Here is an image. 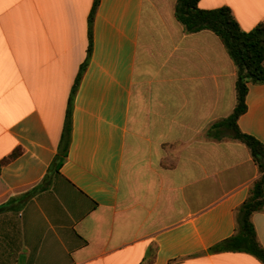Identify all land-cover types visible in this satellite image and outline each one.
Returning <instances> with one entry per match:
<instances>
[{
  "label": "crops",
  "instance_id": "crops-1",
  "mask_svg": "<svg viewBox=\"0 0 264 264\" xmlns=\"http://www.w3.org/2000/svg\"><path fill=\"white\" fill-rule=\"evenodd\" d=\"M177 1L0 0V264H263L212 251L264 174L208 136L234 112L237 68ZM198 6L264 24V0ZM246 106L238 126L264 144V84ZM252 221L264 247V208Z\"/></svg>",
  "mask_w": 264,
  "mask_h": 264
},
{
  "label": "trees",
  "instance_id": "trees-1",
  "mask_svg": "<svg viewBox=\"0 0 264 264\" xmlns=\"http://www.w3.org/2000/svg\"><path fill=\"white\" fill-rule=\"evenodd\" d=\"M201 0H178L175 13L178 22L188 34L210 31L220 37L237 68V103L234 112L227 119L214 124L208 131V136L215 140L225 137L232 138L246 145L260 172L264 174V144L253 136L243 133L239 126V118L246 113V97L249 86L264 84V24H259L254 30L245 32L230 8L202 10ZM73 100L66 123V131L59 155L52 168L59 170L68 155L71 132ZM17 154L12 155L11 159ZM6 162H0V172ZM48 186L44 187V189ZM264 208V175L252 186L250 195L236 212L235 234L212 248L213 252H240L256 257L264 264V247L258 239L252 217ZM5 207L0 206V213Z\"/></svg>",
  "mask_w": 264,
  "mask_h": 264
}]
</instances>
